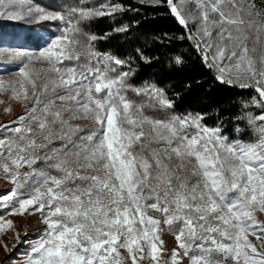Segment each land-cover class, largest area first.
Wrapping results in <instances>:
<instances>
[{"label":"snow or ice","instance_id":"6c2138e0","mask_svg":"<svg viewBox=\"0 0 264 264\" xmlns=\"http://www.w3.org/2000/svg\"><path fill=\"white\" fill-rule=\"evenodd\" d=\"M164 6L218 82L258 94L242 109L259 113L235 117L248 127L238 123L229 137L204 114L168 111L162 89L128 84L130 72L117 67L127 61L95 50V36L80 39L81 21L123 11L118 3L71 9L78 18L38 53L0 49L19 62L0 93L24 108L0 123V179L11 185L0 193V234L19 239L6 216H35L43 226L22 264H264V4ZM34 11V19L65 20L26 0H0L3 19Z\"/></svg>","mask_w":264,"mask_h":264},{"label":"trees","instance_id":"16d2710c","mask_svg":"<svg viewBox=\"0 0 264 264\" xmlns=\"http://www.w3.org/2000/svg\"><path fill=\"white\" fill-rule=\"evenodd\" d=\"M35 7L49 13L65 17L64 21H44L34 19L30 15L19 22L0 21V49H16L29 53H38L56 37L63 34L68 20L75 21L78 13L71 9H88L101 4L118 3L123 11L113 15L95 17L80 22L81 41H86L89 35L97 37L92 41L95 50L111 54L128 63L118 70L130 72L127 83L135 88L154 85L162 89L173 102V108L168 111L178 115L204 114V122L209 126H221L225 135L234 136V129H247L244 121L235 117L244 112L259 113V109L249 107L242 109L244 102H249L254 93L252 89H239L218 82L214 73L202 63L191 41L180 39L186 36V30L170 15L164 6V0L154 5L142 3L141 0H26ZM257 5L264 0H256ZM124 27L125 31H117ZM139 50V51H138ZM148 57L151 63H145L140 54ZM180 57L183 63L177 64ZM7 61L8 70L18 68L19 62L12 65ZM130 98L137 101L131 91ZM258 97V96H257ZM162 114V113H161ZM85 127V126H83ZM250 130L245 133L247 139ZM42 163V162H41ZM41 166V165H37Z\"/></svg>","mask_w":264,"mask_h":264},{"label":"rangeland","instance_id":"374dc122","mask_svg":"<svg viewBox=\"0 0 264 264\" xmlns=\"http://www.w3.org/2000/svg\"><path fill=\"white\" fill-rule=\"evenodd\" d=\"M27 3V2H26ZM27 5H29L27 3ZM31 6V5H30ZM34 10L35 7L31 6ZM35 11L33 12L32 17ZM36 14V13H35ZM30 14L25 13V16L21 20H7L0 18V21L7 22H19L28 18ZM7 61L4 57H0V79L4 80H14L15 72L18 68H12L8 70L5 65ZM18 61H13L12 65H15ZM40 65H37L39 67ZM258 96V94H257ZM0 101H4V103H0V123H7L9 120L14 119L16 116L24 113V108L17 104L16 102L10 99V94L8 93H0ZM8 106L12 107L11 114H5L4 109ZM87 120H76L73 121V124H78L81 127L88 125ZM11 188V185L0 179V193L5 192ZM259 219H264V214H257ZM6 219H12L15 222L16 229L20 232L19 239L14 238V234L12 231H8L4 234H0V264H22V262L26 258V253L29 249V242L35 241L38 238L39 232L42 229V225L35 222L36 217H27L26 219H22L19 216L12 217L6 216ZM27 234V235H25ZM166 241V246L169 251L174 247V237L170 234H166L164 236ZM255 242L254 237H250ZM3 244H7V250L3 247Z\"/></svg>","mask_w":264,"mask_h":264}]
</instances>
